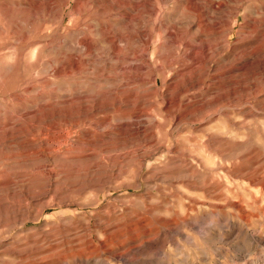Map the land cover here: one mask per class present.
Listing matches in <instances>:
<instances>
[{"label": "rangeland", "instance_id": "1", "mask_svg": "<svg viewBox=\"0 0 264 264\" xmlns=\"http://www.w3.org/2000/svg\"><path fill=\"white\" fill-rule=\"evenodd\" d=\"M0 264H264V0H0Z\"/></svg>", "mask_w": 264, "mask_h": 264}, {"label": "bare ground", "instance_id": "2", "mask_svg": "<svg viewBox=\"0 0 264 264\" xmlns=\"http://www.w3.org/2000/svg\"><path fill=\"white\" fill-rule=\"evenodd\" d=\"M153 7H154V6H153ZM155 9H156V8H155ZM241 13H242V12L237 11V12L234 14V17H233V20H232V25H231L230 29H228V30H230V31L232 30L233 25L237 22V20H238L239 16L241 15ZM243 15H244V14H243ZM211 18H213V17H210V19H211ZM219 23H220V22H219ZM229 23H230V22H229ZM212 24H213V23H212ZM197 27H198V26H197ZM208 27H209V26H208ZM220 27H221V26H220ZM228 27H229V26H228ZM168 28H169V27H168ZM213 28H214V31L217 30V29L219 28V25H218L217 22L214 23ZM222 29H223V28H222ZM170 31H171V29H170ZM170 31H169L168 29H167V30L165 29V30H163V33L166 34V35H170V34L172 35V33H171ZM216 33H217V32H216ZM219 33H220V32H219ZM225 34H226V32H225ZM214 35H215V34H214ZM227 35H228V33H227ZM196 39H197V38H196ZM192 40H193V39H192ZM194 40H195V39H194ZM194 40H193V42H194ZM195 41H196V40H195ZM184 43H185V42H184ZM182 45H183V44H182ZM186 46H187V45H186ZM190 46H191V45H190ZM192 46H193V45H192ZM196 46H197V45H195V47H196ZM181 47H182V46H181ZM195 47H194V48H195ZM200 47H201V46H200ZM210 47H211V45H210ZM187 48H188V47H187ZM192 48H193V47H192ZM202 48H203V47H202ZM204 48H205V47H204ZM207 48H208V47H207ZM182 49H183V48H182ZM187 50H188V49H187ZM197 50H198V49H197ZM201 50H202V49H201ZM211 50H212V49H211ZM186 53H187V52H186ZM189 53H191V52H189ZM196 53H197V52H196ZM208 53H209V52H208ZM205 54H206V53H205ZM189 55H190V54H189ZM208 55H209V54H208ZM199 57H200V56H198V58H199ZM206 57H207V55H206ZM194 60H196V59H194ZM197 60H198V59H197ZM197 60H196V61H197ZM199 60H201V59H199ZM192 61H193V60H192ZM208 61H209V60H208ZM190 62H191V60H190ZM202 62H203V61H202ZM206 62H207V61H206ZM192 63L195 64L194 61H193ZM203 63H204V62H203ZM210 63H211V62H210ZM198 65H200V64H198ZM209 65H210V64H209ZM187 66H188V65H187ZM189 67H190V66H189ZM189 67H188V68H189ZM193 68H194V66H193ZM195 68H196V67H195ZM186 69H187V68H186ZM198 69H199V68H198ZM214 75H215V74H214ZM212 76H213V75H212ZM215 76H217V75H215ZM66 256H67V255H66ZM66 256H65V257H66Z\"/></svg>", "mask_w": 264, "mask_h": 264}]
</instances>
